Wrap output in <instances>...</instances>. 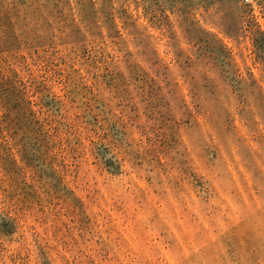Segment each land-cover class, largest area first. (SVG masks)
<instances>
[{"label":"rangeland","instance_id":"1","mask_svg":"<svg viewBox=\"0 0 264 264\" xmlns=\"http://www.w3.org/2000/svg\"><path fill=\"white\" fill-rule=\"evenodd\" d=\"M0 64L67 110L0 264H264V0H0Z\"/></svg>","mask_w":264,"mask_h":264},{"label":"trees","instance_id":"2","mask_svg":"<svg viewBox=\"0 0 264 264\" xmlns=\"http://www.w3.org/2000/svg\"><path fill=\"white\" fill-rule=\"evenodd\" d=\"M23 77L0 64V175L20 209L29 211L49 195L67 191L57 162L55 121L50 118H61L67 110L61 101L31 99L33 91ZM27 220L28 216L21 220L15 210L0 208V235L16 234L21 222L28 226Z\"/></svg>","mask_w":264,"mask_h":264},{"label":"built area","instance_id":"3","mask_svg":"<svg viewBox=\"0 0 264 264\" xmlns=\"http://www.w3.org/2000/svg\"><path fill=\"white\" fill-rule=\"evenodd\" d=\"M247 1V0H246Z\"/></svg>","mask_w":264,"mask_h":264}]
</instances>
